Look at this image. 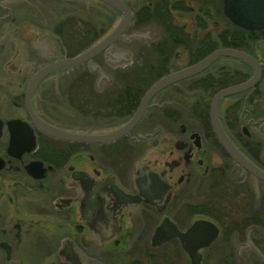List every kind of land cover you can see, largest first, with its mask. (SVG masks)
Instances as JSON below:
<instances>
[{"label": "flooded vegetation", "instance_id": "flooded-vegetation-1", "mask_svg": "<svg viewBox=\"0 0 264 264\" xmlns=\"http://www.w3.org/2000/svg\"><path fill=\"white\" fill-rule=\"evenodd\" d=\"M119 1L122 32L89 60L58 67L104 39L124 11L105 0H0V59L12 57L0 90H14L0 103V264H264V27L232 23L224 0ZM152 26V38L137 35ZM216 49L249 61L216 56L157 92L111 141L58 139L32 118L72 131L52 122L55 100L39 98V89H63L57 98L75 114L104 120L84 133L112 132L153 82ZM169 88L177 100H155ZM213 100L241 160L215 133Z\"/></svg>", "mask_w": 264, "mask_h": 264}, {"label": "water", "instance_id": "water-1", "mask_svg": "<svg viewBox=\"0 0 264 264\" xmlns=\"http://www.w3.org/2000/svg\"><path fill=\"white\" fill-rule=\"evenodd\" d=\"M109 3L116 4L120 9L124 11V17L122 21L100 42H98L96 45H94L92 48L88 49L87 51L74 56L67 58L63 61H61L58 65V67H64V66H74L78 63H81L83 61L89 60L90 57L97 53L101 48L106 46L107 44L111 43L112 40H114L124 29V27L127 25L128 21V13L125 12L123 5L119 0H105ZM223 11L224 14L230 19L232 23L235 25L249 29V30H256L264 27V0H224L223 5ZM218 55H229L236 58H242L247 59L249 61V57L245 56L243 53L234 50V49H216L214 50L209 56L205 57L202 61L191 65L185 69L178 70L171 72L169 74H166L162 76L161 78L157 79L155 82H153L150 87L145 91V93L141 97L140 104L134 113L133 117L122 127L109 132V133H79V132H73L68 131L64 129H60L56 126H53L51 124H48L41 119L35 118L32 116L34 123L43 130L46 134H49L51 136H54L55 138L62 139V140H72V141H85V142H108L113 139H116L120 137L122 134L126 133L140 118L145 105L148 103L149 100L152 99V97L159 92L164 87L168 86L171 83H174L175 81L185 78L186 76L192 75L203 68H205L216 56ZM97 66L91 65L89 63V68L91 70L95 69ZM51 66L44 67L40 69L32 78V80L29 83L27 94H26V100H29L35 86L37 85L39 79L50 69ZM234 88H228L221 92H219L216 95V98L221 96L223 93H228L230 90ZM211 118H212V125L215 130V133L220 140L221 144L229 151L231 152L236 159L241 160V157L237 154L236 151L231 146V143L227 139L226 135L224 134L221 125L219 123V120L217 119L216 115V100H213L212 102V108H211ZM9 124H14L15 127H17L18 123L10 122ZM1 126L2 121L0 119V133H1ZM256 174L261 176L264 179V174L261 171H256ZM155 174L151 178H155ZM147 177L143 176V178L138 182L139 188H140V194L144 195L149 192L148 189V181L146 180ZM150 184V182H149ZM147 197V195L145 196ZM124 201H139L137 196L134 197H124Z\"/></svg>", "mask_w": 264, "mask_h": 264}, {"label": "rangeland", "instance_id": "rangeland-1", "mask_svg": "<svg viewBox=\"0 0 264 264\" xmlns=\"http://www.w3.org/2000/svg\"><path fill=\"white\" fill-rule=\"evenodd\" d=\"M215 15L218 16L217 14H215ZM187 24H188L187 25L188 28L191 30L193 27L192 28L190 27V25H191L190 21ZM153 28L156 29L157 31L154 30ZM158 31H159L158 28L152 26L151 29H147V28L145 29L144 28V29H140V31H136V32H137V35H138V33L143 34V32L144 33L148 32V35H149L148 37L152 38ZM136 44L137 43L131 45L130 48L137 50L138 48L141 47V45H138V44L136 45ZM11 59H12L11 56L7 57V60L0 59V67L6 66L5 61L8 62ZM20 59H21V61H23L22 58L19 57L17 63L20 62ZM15 60L13 61V63L15 62ZM183 62H185V60H183ZM181 63H182V61L180 59H178L175 61L173 66L174 67L180 66ZM146 85H148V83L143 84V87H141L140 93L142 92L144 87H146ZM61 90H63V89H56V91H54V94H52L51 92H49V89H47V88L39 89V98L44 97V100H55L54 117L51 118V119H53L52 120L53 123L56 122V123L60 124L61 126H66V127L70 128V130H72V131H78L81 133H84L85 130L88 128H92L94 130L95 127L98 128V127H101L102 125H104V120H101V119L99 120L97 118L89 117V116H86V117L82 116L81 117L79 114H75L71 109H69L67 107L66 102H63L61 99L57 98V95L60 93ZM0 91H1V94L3 93V95L0 94L1 97L3 98V100H0L1 106L4 107V104H7L9 106L7 101L9 102V100L13 99L12 97H14V90L11 88H3ZM186 97H187L186 100H189L188 95ZM39 98H36L35 100H42ZM155 100H177V99H175V90L173 88L163 90L155 98ZM182 100H185L184 97ZM119 122H121V121L119 120ZM119 122H117V123H119Z\"/></svg>", "mask_w": 264, "mask_h": 264}, {"label": "trees", "instance_id": "trees-1", "mask_svg": "<svg viewBox=\"0 0 264 264\" xmlns=\"http://www.w3.org/2000/svg\"><path fill=\"white\" fill-rule=\"evenodd\" d=\"M150 67H151V68H154V67H155L154 63H151V64H150ZM138 79H139V78H138ZM138 79L136 78L135 81H134V83H135L136 86H139V84H140V83H137ZM139 90H140V89H139ZM137 98H138V95L135 96V99H137Z\"/></svg>", "mask_w": 264, "mask_h": 264}]
</instances>
